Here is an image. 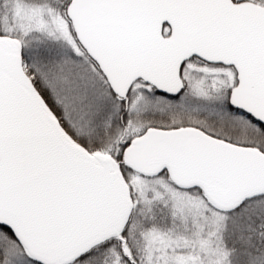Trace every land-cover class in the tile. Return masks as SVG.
<instances>
[{
  "label": "snow or ice",
  "instance_id": "6c2138e0",
  "mask_svg": "<svg viewBox=\"0 0 264 264\" xmlns=\"http://www.w3.org/2000/svg\"><path fill=\"white\" fill-rule=\"evenodd\" d=\"M0 264H264V0H0Z\"/></svg>",
  "mask_w": 264,
  "mask_h": 264
}]
</instances>
